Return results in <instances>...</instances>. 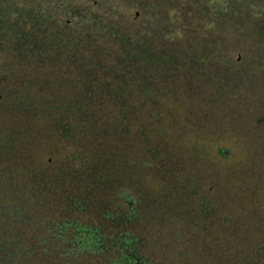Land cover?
Segmentation results:
<instances>
[{
  "label": "rangeland",
  "instance_id": "1",
  "mask_svg": "<svg viewBox=\"0 0 264 264\" xmlns=\"http://www.w3.org/2000/svg\"><path fill=\"white\" fill-rule=\"evenodd\" d=\"M2 37L52 72L91 73L107 115L123 110L124 125L109 123L121 122L134 159L153 139L151 173L112 155L139 180L148 245L214 251L220 219L202 215L214 209L243 243H264V0H0ZM91 123L75 124L94 137L102 124ZM150 175L159 182L140 183Z\"/></svg>",
  "mask_w": 264,
  "mask_h": 264
},
{
  "label": "trees",
  "instance_id": "2",
  "mask_svg": "<svg viewBox=\"0 0 264 264\" xmlns=\"http://www.w3.org/2000/svg\"><path fill=\"white\" fill-rule=\"evenodd\" d=\"M30 48L0 38V264L264 262V243L246 245L243 232L235 237L232 219L219 209L202 211L203 216L220 219L216 232L226 242L214 241V234V251L185 257L165 249L168 242L151 240L148 245L144 211L136 197L139 180L131 178V167L114 165L112 155L146 165L151 173L154 157L148 145L153 139L143 136L146 159H134L120 135L123 110L117 109V117L107 115L111 110L104 108V101L110 97L97 95L98 82L88 84L92 74L82 77L80 68L55 63L52 72L29 55L21 58L20 53ZM119 117L118 126L109 123ZM81 120L88 128L99 120L102 129L87 136L75 124ZM112 167L120 172L117 179L106 176ZM158 182L152 175L140 181L146 186Z\"/></svg>",
  "mask_w": 264,
  "mask_h": 264
}]
</instances>
